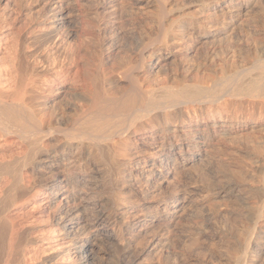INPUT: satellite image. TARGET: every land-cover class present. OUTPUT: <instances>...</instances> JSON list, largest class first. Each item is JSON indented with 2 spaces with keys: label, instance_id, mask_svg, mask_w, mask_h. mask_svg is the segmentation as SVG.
I'll return each mask as SVG.
<instances>
[{
  "label": "bare ground",
  "instance_id": "bare-ground-1",
  "mask_svg": "<svg viewBox=\"0 0 264 264\" xmlns=\"http://www.w3.org/2000/svg\"><path fill=\"white\" fill-rule=\"evenodd\" d=\"M0 264H264V0H0Z\"/></svg>",
  "mask_w": 264,
  "mask_h": 264
}]
</instances>
